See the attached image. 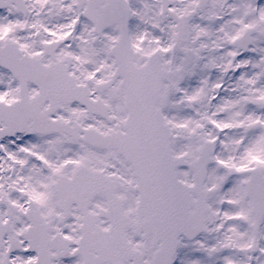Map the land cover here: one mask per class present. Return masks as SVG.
I'll list each match as a JSON object with an SVG mask.
<instances>
[{"label":"snow or ice","instance_id":"obj_1","mask_svg":"<svg viewBox=\"0 0 264 264\" xmlns=\"http://www.w3.org/2000/svg\"><path fill=\"white\" fill-rule=\"evenodd\" d=\"M0 264H264V0H0Z\"/></svg>","mask_w":264,"mask_h":264}]
</instances>
